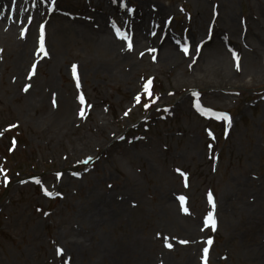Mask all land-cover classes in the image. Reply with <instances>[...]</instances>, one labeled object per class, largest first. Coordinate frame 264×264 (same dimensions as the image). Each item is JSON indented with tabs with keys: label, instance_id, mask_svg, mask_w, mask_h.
Listing matches in <instances>:
<instances>
[{
	"label": "rangeland",
	"instance_id": "374dc122",
	"mask_svg": "<svg viewBox=\"0 0 264 264\" xmlns=\"http://www.w3.org/2000/svg\"><path fill=\"white\" fill-rule=\"evenodd\" d=\"M41 2L45 11L53 5L58 13L48 23V55L31 77L33 90H40L35 109L29 110L31 88L16 87L6 70L14 60L8 48L0 67V264H141L144 258L204 264L205 247L208 264H261L264 0ZM98 5L108 8V24L121 26L116 9H124L132 24L148 25L156 6L162 7L161 21L177 40L194 31L211 38L214 21L220 32L201 56L196 52L198 64L140 54L133 58L140 64L117 65L125 74L113 75L103 64L108 50L78 34L88 20L84 13L101 23ZM237 52L239 69L237 61L228 68L238 75L216 62L200 69L202 60ZM220 112L230 113V126L213 114ZM225 191L230 195L222 198ZM100 200L119 208L109 207V223L90 229L89 210ZM171 209L175 215L167 213ZM213 211L215 230L205 226ZM193 227V233L184 230Z\"/></svg>",
	"mask_w": 264,
	"mask_h": 264
},
{
	"label": "bare ground",
	"instance_id": "6f19581e",
	"mask_svg": "<svg viewBox=\"0 0 264 264\" xmlns=\"http://www.w3.org/2000/svg\"><path fill=\"white\" fill-rule=\"evenodd\" d=\"M142 1L144 5H147L149 0ZM37 2H39V0H37ZM31 3L32 0H0V51L5 52L8 48L7 54L14 55L13 62L10 66L9 64L8 66L6 65V67H9L11 69V77L14 79V83H12L16 87H20L21 85L26 84L29 85V81H27L29 74L26 68L28 66H31L36 61L39 62V59L43 56V53L40 52L41 31L39 33L38 29L40 24H42L46 20L48 21L49 15L44 12V10L40 6V3H37V6L35 8H32ZM97 7H100L101 23H98V25H94L92 16L90 14L84 13V15H82V18H90V20L81 21L79 25L82 26L78 29V34L85 41H93L96 45L103 48V51L108 50L109 57L105 59L103 64L105 63V67L113 75H117L119 73L116 68L117 65H125L129 62H132L133 66L140 64L141 62L139 60H135L133 58H137L138 54L140 53L145 57L149 56L150 53L146 51L147 45L155 47L154 54H156L157 59L162 62H179L182 64L186 63L187 61L192 62L193 59L197 57L196 52L199 51V46H205L210 42L214 41L215 34L216 36H219L218 33L220 32L219 27L216 26V21H214L213 23L215 24V33L214 36H212V39H206V36L202 35L199 36L200 38H198L196 36L198 35L199 31H194L192 33L193 36L190 37L191 50L190 52L185 53L184 50L181 49L179 46L177 36L171 34L169 30L167 32V30H165L164 22L160 21L161 13L164 12L166 9L157 6L154 11V17L157 19L155 20L152 17V19L154 20L149 21L150 23L148 22L147 26L142 21H139L136 24H132L130 17L125 14L124 10L116 9L114 14L117 16H121V18L123 19V27L119 29L122 31V33H126L127 36L131 38L132 48L129 49L128 40L119 35L117 31L113 29V27L110 26L106 22V20H104L106 19L105 17L109 16V14L107 15L108 8L105 6L102 7L101 5H98ZM111 8L113 7L111 6ZM110 12H114V9H110ZM62 30V27H56V32ZM161 31L167 32L165 38L163 39L160 36ZM23 32H25L24 36H22ZM47 39H49V35L47 36ZM234 46L235 48H237L236 45ZM246 50H248L247 47L244 48L245 53ZM201 55L202 53L200 54V56ZM235 61L236 56L234 57V55H232L231 58L230 54L227 55L226 58L223 57L219 59L218 57H216L215 60L211 61H206L205 59L204 61L202 60L203 63L201 65H204L200 66V69L211 68L212 64L216 62L218 63V65L221 66L222 71L229 72L228 74L230 76H235L236 74H239L238 71L235 70L236 73H234L228 68L229 63L232 67L235 68ZM199 62H201V60L196 61V64H198ZM2 63L4 62H0V64ZM33 86L34 84L32 82V95L29 98V110L36 108L37 102L35 100V96L40 95V90L37 89L38 86H36L34 90ZM40 97H43V93ZM40 100H43V98H41ZM248 184H250L249 180ZM236 193V189H233L230 194ZM230 194L229 191H225L222 198H226ZM121 203L123 206L127 205L126 201L124 200H122ZM247 203L248 202H245L243 200L244 206H247ZM109 207L119 208V206L117 205L111 206L109 204H106L104 200H100L92 206V208L89 210L88 215L90 221V229H95L96 226L101 222V220H103L105 224L109 223ZM174 211L175 209L167 210V213L172 216L175 215ZM171 212L172 214H170ZM172 222L177 226V228L183 230V228L180 227L178 222L173 217ZM195 229L196 228L193 227L184 230L189 233H193V231H196ZM194 243L196 245H200L197 236L194 237ZM77 245L80 247L83 246V249L87 247L86 244H83L82 241H77ZM144 250L145 248H143L142 251L143 256L150 257L144 254ZM259 259L260 260L258 261L261 262V264H264V244L262 245L261 250L259 251ZM151 261L152 258L151 260L149 258H144L141 260V264H151ZM155 264H157V261L155 262Z\"/></svg>",
	"mask_w": 264,
	"mask_h": 264
},
{
	"label": "snow or ice",
	"instance_id": "6c2138e0",
	"mask_svg": "<svg viewBox=\"0 0 264 264\" xmlns=\"http://www.w3.org/2000/svg\"><path fill=\"white\" fill-rule=\"evenodd\" d=\"M53 3H55V0H53ZM117 33H118L119 35H121L123 38H125V39L128 40V48L131 49V48H132L131 38L128 37L126 33H122V32H120L119 29H117ZM183 50H184L185 53L188 52V48H187V47H185ZM152 51H155V49H152ZM40 52H42L45 56L48 55L47 51H46L45 48H44L43 37H41V47H40ZM153 59H155V57H153ZM239 60H240V57H239V55L237 54V55H236V61H237L236 67H237V69H239ZM73 67L75 68V66H73ZM34 69H35V65H33V70H34ZM151 83H152L151 80H149V81L147 82V84L145 85L146 90L150 87ZM28 87H30V85H29ZM24 90L27 91L28 88L26 87ZM149 95H151L150 92H149ZM136 99H137V102H139L140 97L137 96ZM80 100H81L82 103L84 102V97H83V95L80 96ZM145 107H148V105L146 104ZM197 107L199 108V107H201V106H200L199 104H197ZM201 110L204 111V109H201ZM207 111H211V110L209 109V110H207ZM127 114H128V113L125 112V115H127ZM213 114L216 115L217 119L225 120V121L228 122L229 126L231 125V117H230L227 113H213ZM80 115H81V116L84 115L83 110H81ZM10 127H14V125H12V126H10ZM0 134H2V133H0ZM210 134H211V133H210ZM13 143H15V141H13ZM89 159H91V158H89ZM177 172H181V170H180V169H177ZM75 175H79V173H76ZM181 175L184 176L185 180H187V174H186V173L181 172ZM36 183L39 184V183H40V180H39V179H36ZM186 186H187V185H186ZM44 191H45V193H46L47 195H52V193L49 192L47 189H44ZM208 198H209L210 203H212V207H213V210H214V209H215V202H214V199H213V196H212V193H211V192L208 193ZM180 200L183 202V201L185 200V197L181 196V197H180ZM184 211L187 212L188 209L185 207V208H184ZM45 215H47V213H45ZM216 223H217V222H216V218H215V215H214V211H213V212H209L208 215H207V217L205 218V226L210 225L211 228H212L213 230H215V228H216ZM181 243H187V241H181ZM212 243H213L212 239L209 238V240L207 241V244H208V245H211ZM168 247L171 248L172 245H171V244H168ZM58 252H59V253H63V249H58ZM208 252H209V249H208L207 247H205V248H204V257H203V259H204V264H208Z\"/></svg>",
	"mask_w": 264,
	"mask_h": 264
}]
</instances>
